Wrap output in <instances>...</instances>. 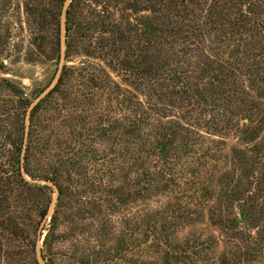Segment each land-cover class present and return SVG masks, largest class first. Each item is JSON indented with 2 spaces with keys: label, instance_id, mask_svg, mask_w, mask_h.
Returning a JSON list of instances; mask_svg holds the SVG:
<instances>
[{
  "label": "rangeland",
  "instance_id": "rangeland-1",
  "mask_svg": "<svg viewBox=\"0 0 264 264\" xmlns=\"http://www.w3.org/2000/svg\"><path fill=\"white\" fill-rule=\"evenodd\" d=\"M141 110L190 131L169 197L144 203L199 215L172 231L178 264H264V210L241 207L264 202V0H0V264H139L143 205L113 190L112 168ZM38 175L74 190L58 205Z\"/></svg>",
  "mask_w": 264,
  "mask_h": 264
},
{
  "label": "trees",
  "instance_id": "trees-1",
  "mask_svg": "<svg viewBox=\"0 0 264 264\" xmlns=\"http://www.w3.org/2000/svg\"><path fill=\"white\" fill-rule=\"evenodd\" d=\"M158 11L163 13V9H159ZM165 13L170 12L165 11ZM173 14L176 15L174 12ZM255 29H258V27ZM104 76L108 78V76ZM90 79L94 84L97 83L95 79ZM113 88L109 90L112 92L120 91V88L115 84H113ZM53 90H55V88L41 99L31 111L28 136L30 139L32 135L33 117L35 113H37L39 105L50 97ZM133 115L134 116L130 118L124 119V124L121 126L122 129H124L122 146L123 160L121 161L122 165L120 167L116 166L112 168V173L114 174L115 170H119L121 172L120 178L122 181L113 190L121 195L125 202H130L132 199L137 198L143 205V208L140 209V215L137 221L139 234L141 235V241L139 244L141 248L139 264H178L185 261V258L183 257L185 254L183 250H178L174 244H171L170 236L173 233L172 231L175 230L177 227L176 225L179 223H185V225L196 223L199 220V215L197 213L193 215L192 212H188L187 215L182 214L176 216L174 213V206L177 204L175 201L177 200L176 197L173 198L174 203L172 206L168 203L165 205H158V200L153 201L156 203V208H150L144 203L145 201L156 199L158 196L169 197V193L171 192L169 184H172L170 182L172 181L173 176L167 171V164L178 159V156L182 152V147H185L184 141L188 138L190 131L187 130V125L184 126L178 122L169 121L163 123L156 121L152 114L145 110H141L140 113L136 111ZM262 119H264V115L261 117V120ZM112 126L114 128L116 127L114 125ZM11 137L12 136H8V141L13 149L11 153V156H13L14 148L16 149V146L22 144V138ZM173 140L177 141V144L179 145L176 144L173 148L175 152L170 153L168 150L172 149L170 144ZM46 144H48V141L41 138L36 142L28 140L26 144V153L28 152L31 156V152H39L40 150L47 148ZM156 153L159 154V156L160 153H164L165 161H162L159 164L158 161L154 160ZM167 153L170 154V157L166 155ZM260 170L263 173L259 180H262L264 178V160L260 164ZM113 174L111 176H113ZM38 177L50 180L55 184L59 193L58 205L61 204L64 188H72V190H74L73 186H70L69 188L68 186H63V184L54 178H45L46 176L44 175H38ZM194 178L197 179L199 185H203L202 176L197 173L196 175L194 174ZM258 178L259 177H257V179ZM238 187L239 185L234 183L229 188V198L233 195L240 194ZM263 188L264 186L260 183L256 189L259 193V191H264ZM238 200H241V198ZM243 206H245L243 211L247 217L249 216L250 218H257V214L262 213L264 210V202L255 203L252 200L251 203L244 202L241 207ZM240 215L243 214L240 213ZM218 220L220 222L225 221L228 223V227L224 226V228H231L232 225L230 226L231 220L229 218H224L219 215ZM191 242L193 247H201L202 242H195V240ZM199 252H201V250Z\"/></svg>",
  "mask_w": 264,
  "mask_h": 264
}]
</instances>
